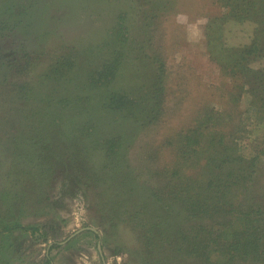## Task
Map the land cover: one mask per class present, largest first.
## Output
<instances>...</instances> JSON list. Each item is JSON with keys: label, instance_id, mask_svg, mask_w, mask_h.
Listing matches in <instances>:
<instances>
[{"label": "rangeland", "instance_id": "rangeland-1", "mask_svg": "<svg viewBox=\"0 0 264 264\" xmlns=\"http://www.w3.org/2000/svg\"><path fill=\"white\" fill-rule=\"evenodd\" d=\"M230 9L227 0H0V264H48V255L55 264H211L179 234L163 243L174 251L153 253L142 223L154 209L141 198L169 181L160 172L177 158L173 141L201 117L218 119L248 156L264 148L252 96L264 56L244 60L256 71L244 85L220 61L221 41L207 44L218 18L231 53L253 42L259 24L226 19ZM114 49L126 54L114 81L148 94L153 111L150 88L162 79L160 119L137 126L112 107L83 113L77 76L103 80ZM88 119L89 134L76 128ZM116 134L126 137L121 165L95 140ZM258 167L251 197L264 193V158ZM255 262L238 255L232 264Z\"/></svg>", "mask_w": 264, "mask_h": 264}, {"label": "trees", "instance_id": "trees-1", "mask_svg": "<svg viewBox=\"0 0 264 264\" xmlns=\"http://www.w3.org/2000/svg\"><path fill=\"white\" fill-rule=\"evenodd\" d=\"M227 2L231 9L226 14V19L235 22L251 20L259 24L253 42L246 44L241 51L239 49L237 54L231 53L229 50L232 47H227L224 43L226 22L218 23L220 21L218 18L210 23L207 44L213 46L214 43L221 41L220 61L227 69L239 74L245 85L251 81V73L256 71L248 64L245 67L244 60L251 59L257 54L264 56V0ZM114 50L108 53V56L105 55V60L110 54L112 58L111 62L106 64L110 72H103V80L98 77L85 76L82 79L80 75L77 76L79 78L76 85L79 93L77 99L78 103H84L83 113L91 115L101 107H112L123 120L137 126L160 119L162 104L165 102L162 96L165 85L162 79H158L157 86L150 88L151 95L155 99L158 98L153 111V106L146 103L150 100L148 94L142 95L143 99L141 96L136 97L134 90L137 89L133 88L135 85L128 84L125 87L120 81L116 83L119 78L114 81L120 73L123 76L121 70L126 56L124 51ZM240 53L241 55L237 57ZM153 58L159 60L158 55H154ZM231 58L237 60V67L234 63L230 65ZM261 75L264 76V72ZM263 81L261 80L260 87H254L255 92L252 95L255 96L256 102L260 103L254 116V122L257 123L264 121ZM123 86L124 90H121ZM110 96H118L119 101L116 102ZM90 122V119L83 123L81 120L76 128L78 124L84 125L79 126V130L89 134L92 127ZM219 125V120L209 115L204 120L201 117L194 128L178 134L177 140L173 141L178 151L177 158L160 172L169 181L162 188L159 187L157 192L151 190L141 198L145 211L155 210V212L152 210L151 216L142 223L145 229L141 231L144 232L147 247L153 253L174 251L165 248L163 243L169 242L168 246L172 247L176 234H179L191 242L186 249L189 254L211 264H232L238 255L248 256L256 261V264L264 263V193L251 197L253 180L259 174V161H263L264 158V148L258 149L250 156L246 155L238 146L239 141L228 142L226 132L218 128ZM232 136L234 139L235 133L230 135ZM125 138L124 135L116 134L103 142H99L98 138L95 140L110 154L114 162L112 164L121 165L124 157L121 150L126 143ZM86 140L85 138L83 142ZM261 144H264V141ZM178 218H184L179 229L175 223L179 221ZM186 219L198 222L192 227L185 228L182 224L187 222ZM124 220L130 222L128 216ZM168 223L173 224L175 228L167 227ZM183 248L179 245V249ZM254 256L260 259H255ZM47 263L55 264L50 255L47 257Z\"/></svg>", "mask_w": 264, "mask_h": 264}, {"label": "water", "instance_id": "water-1", "mask_svg": "<svg viewBox=\"0 0 264 264\" xmlns=\"http://www.w3.org/2000/svg\"><path fill=\"white\" fill-rule=\"evenodd\" d=\"M82 230H83V229H80V230H78L76 233H78V232H80V231H82ZM76 233H75V234H76ZM72 236H73V235H72Z\"/></svg>", "mask_w": 264, "mask_h": 264}]
</instances>
